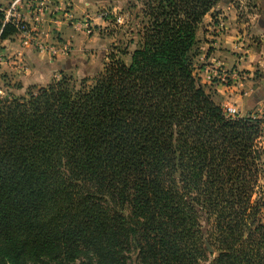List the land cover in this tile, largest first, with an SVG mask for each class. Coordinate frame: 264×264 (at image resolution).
Instances as JSON below:
<instances>
[{"label":"trees","instance_id":"obj_1","mask_svg":"<svg viewBox=\"0 0 264 264\" xmlns=\"http://www.w3.org/2000/svg\"><path fill=\"white\" fill-rule=\"evenodd\" d=\"M221 1L144 0L129 64L114 50L93 77L0 97V264H264L262 120L195 74Z\"/></svg>","mask_w":264,"mask_h":264},{"label":"rangeland","instance_id":"obj_2","mask_svg":"<svg viewBox=\"0 0 264 264\" xmlns=\"http://www.w3.org/2000/svg\"><path fill=\"white\" fill-rule=\"evenodd\" d=\"M14 1L0 0V10L3 12L8 9ZM145 10L144 0L23 1L20 14L27 16L28 24L30 28L35 29V34L43 33L44 39H39L44 44L66 43L60 42V36L69 40L77 37L81 49L73 57L77 61L71 64L65 63L64 60L75 54L73 46L72 52L63 58L49 61L47 55H39L43 56V60L53 62L51 66L54 68H51L48 63L34 65L29 58L24 60L20 53L23 51V45L17 34L7 40V45L4 44L6 41H1L0 97H26L28 91L46 87L53 80L60 78L61 72L78 79L93 77L103 70V64L108 62L107 57L114 50L126 52V55L120 57L129 64L131 53L141 45L144 27L149 22L144 14ZM41 11L45 22L37 27L32 19ZM70 14L74 21L68 19ZM61 27L63 33L58 31ZM66 31L68 32L65 33ZM46 35L49 41H46ZM32 47L35 55L36 49ZM222 48H226V54L218 55L213 52L221 51ZM195 53L196 77L210 92L214 101L228 115L261 119V127L264 130V100L256 101L244 109L239 106L242 102L247 105L257 81H264V0H222L218 3L206 15L197 30ZM228 57L233 61L228 62ZM54 61H63L64 65L60 67ZM23 64H26L28 70ZM243 64L246 68L241 67ZM208 71L211 73H207ZM26 74H30L28 77L31 80L23 79L27 77ZM208 74L212 75L211 79L207 78ZM261 144L264 146V133ZM253 200L260 204L257 219L259 224L264 226V175L259 180ZM259 234H264V231L254 233V239L257 240ZM248 238L249 235L246 234L242 241ZM256 250L264 257V247ZM258 263H262L260 258Z\"/></svg>","mask_w":264,"mask_h":264},{"label":"built area","instance_id":"obj_3","mask_svg":"<svg viewBox=\"0 0 264 264\" xmlns=\"http://www.w3.org/2000/svg\"><path fill=\"white\" fill-rule=\"evenodd\" d=\"M23 1L25 0H15L12 2V4L9 6L8 9L3 10L4 13V21L3 24H11L14 26L17 30V37L21 41L23 47H32L34 46L35 49L38 51L39 55H47L49 57V60H55L58 58L66 57L71 52V47L68 43H62V44H44L39 39V34L36 32L35 29L30 28L27 20L26 15L20 14V11L23 7ZM36 22L41 23L45 20L43 11H41L36 17ZM68 19L70 21L73 20V16L70 14L68 16ZM26 67V70H28L26 64L24 65ZM211 73V72H207ZM208 79L212 78L211 74H208Z\"/></svg>","mask_w":264,"mask_h":264},{"label":"crops","instance_id":"obj_4","mask_svg":"<svg viewBox=\"0 0 264 264\" xmlns=\"http://www.w3.org/2000/svg\"><path fill=\"white\" fill-rule=\"evenodd\" d=\"M41 4H44V2H41ZM33 21H35L36 22V18H33L32 19ZM45 22V20L44 21H42L41 23L43 24ZM39 24L40 23H37L36 22V24H34L35 26H39ZM68 27H71V26H68ZM60 33H63L64 31H63V28L61 27L59 30H58ZM63 31V32H62ZM69 31V30H68ZM68 31H66L65 33H67ZM39 34V38L40 39H44V37H43V33L41 34V33H38ZM45 39H46V41H49L48 39V35H46V37H45ZM64 39H66V38H64V36H60V42H66V43H68L69 45H70V47H71V50H72V46L73 47H75V50H74V53L75 54H72V57L71 58H68V59H65L64 60V62L65 63H68V64H71V63H74V62H76L77 60L75 59V58H73L75 55H76V52L78 51V50H80L81 49V47H80V43L78 44V42H79V39L77 38V37H74L73 39H71V40H69V39H66V40H64ZM9 41H6L4 44H6L7 45V43H8ZM226 48H222L221 49V51L220 50H213V52H215V53H217L218 55H224V54H226L227 52H226V50H225ZM22 52L20 51V53L22 54V56L24 57V60H26V58H29L30 60H32V63L34 64V65H39V64H41V63H48V65H50L51 66V64H53V62H47V60H43L41 57H43V56H39V54H38V51L36 50V52L37 53H35V55L33 54V47H23L22 48ZM220 51V52H219ZM72 52V51H71ZM26 57H25V56ZM50 61V60H49ZM227 61L228 62H232L233 60L230 58V57H228V59H227ZM55 62V61H54ZM64 62L62 61V62H55V63H58L59 65H60V67L62 66V65H64ZM30 65V64H29ZM53 66V65H52ZM52 66H51V68H52ZM241 67H244V68H246V66H245V64H243V65H241ZM53 68H54V66H53ZM238 69H240V68H238ZM203 72H204V70H203ZM30 74H31V72H30ZM30 74H26V76L27 77H24L23 79H26V80H31V78H29L28 76L30 75ZM33 79V78H32ZM252 96V97H251ZM251 96L249 97V99H248V102H247V105H246V103H244V102H242L239 106H240V108L241 109H244L245 107H249V106H251L253 103H255L256 101H263L264 100V81H263V79H259L258 81H257V84H256V86L254 87V90H253V92H252V94H251ZM232 100H233V97H232ZM254 106V105H253ZM252 106V107H253Z\"/></svg>","mask_w":264,"mask_h":264}]
</instances>
